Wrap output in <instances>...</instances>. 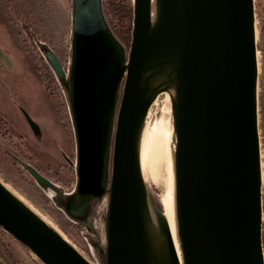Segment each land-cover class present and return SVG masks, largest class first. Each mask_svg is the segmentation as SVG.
I'll return each instance as SVG.
<instances>
[{"label":"water","instance_id":"water-1","mask_svg":"<svg viewBox=\"0 0 264 264\" xmlns=\"http://www.w3.org/2000/svg\"><path fill=\"white\" fill-rule=\"evenodd\" d=\"M256 17L255 0H133L126 50L101 0H73L69 73L43 48L75 130L71 216L84 219L108 196L105 264H264ZM161 94L172 105L179 252L141 164L147 117ZM0 228L43 264H92L1 181Z\"/></svg>","mask_w":264,"mask_h":264},{"label":"rangeland","instance_id":"rangeland-1","mask_svg":"<svg viewBox=\"0 0 264 264\" xmlns=\"http://www.w3.org/2000/svg\"><path fill=\"white\" fill-rule=\"evenodd\" d=\"M255 8L264 209V0H255ZM72 31L73 0H0V181L92 264H105L97 246L104 251L108 196L95 203L84 219L71 216L68 199L74 197L77 186L75 130L66 88L43 52V48L53 50L69 73ZM156 117L164 121L175 142L169 94L160 96L147 120ZM28 166L56 188L39 184ZM146 185L153 202L161 198L160 187L148 180ZM0 264L43 263L0 228Z\"/></svg>","mask_w":264,"mask_h":264},{"label":"bare ground","instance_id":"bare-ground-1","mask_svg":"<svg viewBox=\"0 0 264 264\" xmlns=\"http://www.w3.org/2000/svg\"><path fill=\"white\" fill-rule=\"evenodd\" d=\"M160 96L153 105L160 99ZM148 120L141 141L143 176L145 182L148 180L162 190L161 198L158 199L162 205L163 213L169 223L177 251L179 252L175 216V142H172L171 132L165 127L164 121L160 117H156L151 122Z\"/></svg>","mask_w":264,"mask_h":264},{"label":"trees","instance_id":"trees-1","mask_svg":"<svg viewBox=\"0 0 264 264\" xmlns=\"http://www.w3.org/2000/svg\"><path fill=\"white\" fill-rule=\"evenodd\" d=\"M101 3L103 15L109 28L119 43H121L126 50H129L128 48L130 47L133 29V0H101ZM262 31L264 33V22ZM100 201L101 200H96L92 204L91 211L93 210V205ZM154 204L163 211L159 199H156ZM97 248L99 249V253H101V247L97 246Z\"/></svg>","mask_w":264,"mask_h":264},{"label":"flooded vegetation","instance_id":"flooded-vegetation-1","mask_svg":"<svg viewBox=\"0 0 264 264\" xmlns=\"http://www.w3.org/2000/svg\"><path fill=\"white\" fill-rule=\"evenodd\" d=\"M101 255H102V252H101ZM102 257V256H101ZM102 259V258H101Z\"/></svg>","mask_w":264,"mask_h":264}]
</instances>
